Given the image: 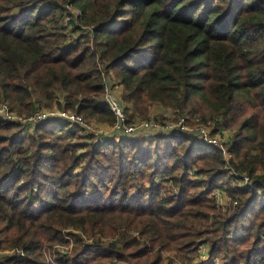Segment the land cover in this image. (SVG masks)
<instances>
[{
  "label": "trees",
  "instance_id": "1",
  "mask_svg": "<svg viewBox=\"0 0 264 264\" xmlns=\"http://www.w3.org/2000/svg\"><path fill=\"white\" fill-rule=\"evenodd\" d=\"M105 76L129 120L154 102L209 117L229 156L194 132L97 144L58 118L24 135L0 117V264H51L70 229L91 242L60 264H165L169 248L264 264V0H0V101L112 122Z\"/></svg>",
  "mask_w": 264,
  "mask_h": 264
},
{
  "label": "built area",
  "instance_id": "2",
  "mask_svg": "<svg viewBox=\"0 0 264 264\" xmlns=\"http://www.w3.org/2000/svg\"><path fill=\"white\" fill-rule=\"evenodd\" d=\"M80 13V12H79ZM106 77L105 81V99L108 102L111 110L114 113V122L110 125L111 128H108L109 134L100 133L103 137H109L114 135H119L120 137L125 136H136L139 134H157V133H171V132H194L198 135V137L204 143L215 145L220 147L226 155L225 142L228 139L222 140L219 134L224 133L219 130L218 132L213 133V130L209 129V125H203L197 123L196 125H191L189 122V117L187 114H176L171 118H167L164 120H159L155 117H149L146 119H138V120H129V117L125 111V107L121 104V102L114 96L111 90L110 81H107ZM112 82V81H111ZM11 105L7 101H0V117L6 121H15L19 123H25L24 125H34L40 122L45 121L50 118H58L60 120L67 121L69 123L80 125L84 128V130H90L94 134H99L97 132H93L96 130L95 127H91L86 120V118L70 109L60 108V107H51V108H37L28 116H21L13 111ZM209 126V127H208ZM211 128V127H210ZM98 130V129H97ZM228 132L227 130H224ZM107 132V131H106ZM221 132V133H220ZM226 138V134H224ZM229 156V155H228ZM234 174L239 176V173L235 170H231ZM240 180V184L242 185H253V179L247 175L243 174ZM260 193H264V187L259 188ZM217 197L219 203H223V195L225 193L219 188L213 192ZM201 245L199 244V252L201 250ZM204 259V258H202Z\"/></svg>",
  "mask_w": 264,
  "mask_h": 264
},
{
  "label": "rangeland",
  "instance_id": "3",
  "mask_svg": "<svg viewBox=\"0 0 264 264\" xmlns=\"http://www.w3.org/2000/svg\"><path fill=\"white\" fill-rule=\"evenodd\" d=\"M59 1H63V0H59ZM67 7L69 8V11L74 12L73 13L74 15L79 13L78 9L74 8L73 6H67ZM67 19H68V17H66L65 20H67ZM105 77H106V79H108L107 81H110V84H111L110 86H111L112 93L121 102V104L125 107V103L122 100V96H121L122 95L121 94L122 91L119 92L117 90V88H116L117 86H115V85H118L120 83H116L114 78H112L110 76H105ZM114 83H116V84H114ZM35 92H36L34 94L35 97H38V91L36 90ZM7 102L11 105V107H13L12 104L9 101H7ZM51 107H57V106L54 105V106H51ZM51 107H39V108H51ZM130 108H131V111L134 112V117H133L134 121L138 120V119H146L147 118L146 116H148V117L152 116V117H155V118H157L159 120H164V119H167L169 117L167 114L170 113V112H172V114L170 116H175L176 114L178 115L176 110L169 111L168 108H166V107L164 108V106H162L160 103H156V102H154V103H152L150 105V109L148 110V112L146 114L141 113L140 111H136L133 106H130ZM12 109H13V111L15 113L20 114L21 116H25V117L30 115L33 112V111L30 112V113L28 111L27 112L26 111L19 112L14 107ZM165 109H167V110H165ZM183 114H187V116L189 117V122L193 126L196 125L197 123H199V124H203V125H206V126L209 125L211 127L210 128L208 126L210 130L211 129L212 130L215 129L214 121L211 120L209 117H207L206 119L202 120V116H200L199 114H197V115L191 114V113H183ZM86 120L88 121V123H89V125L91 127H95L96 130H93V132H97V133L101 132L102 134L103 133L109 134L108 128H111L110 125L114 122V121H112V122L108 121L107 122V120H103V121H99L98 122V121H96L94 119L89 120L87 118H86ZM24 124L25 123H23V127H25V128H23L21 130V132L24 133V135H25V134H27L30 131V127L29 126L27 127V125H24ZM72 128L75 129L76 135L81 133L82 135H87V137H89V136L92 137L93 136L90 139H88V138H86V139H88L91 142L95 141L97 144L106 143L108 138L111 137V136H109V137H105L104 136L103 137L102 135H100V133L99 134H94V133H92V131L86 130V129L85 130H82V129L79 130L78 129V128H80L79 126L77 128H75V126H73ZM221 132H224V133H221ZM221 132H220L221 134H219L221 139L222 140L228 139L230 133L229 132H225V131H221ZM56 133H57V135L58 134L60 135L61 131L57 130ZM224 134H226V138H225ZM147 135H152V134L148 133ZM136 136L143 137V136H146V134H139V135H136ZM112 137H114V139L116 141L121 139V137L118 134L114 135ZM97 144H96V146H98ZM191 176H193V175H191ZM215 190H216V188L213 189V192ZM227 199H228L227 196L223 195V203H225L227 201ZM71 232L72 233H79L78 230L70 229L68 232L64 233L66 235L65 237L68 239V241H65L64 243H58V242L57 243L53 242L51 244L47 243L45 245L44 249H43V252H44V254H43V258L44 259L43 260L49 261V262L51 261L50 262L51 264H60L55 259L56 255H62V256L63 255H72L73 252H74L75 246L87 245V244H89L91 242V238H85V240H83L82 242H75V240H76L75 236L73 234H70ZM106 234H108L107 231H106V233H104L101 236L103 241H108L107 240L108 237H107ZM200 245H201V243H200ZM209 246L210 245H209L208 242H206V241L203 242V245L201 246L200 252L198 250V253L196 252V254H192L193 259H194L193 261H198V260H200L202 258H204L205 261H208V258H209V254H208ZM77 248H79V247H77ZM0 253L9 254V253H12V250L8 249V248L4 249L1 246ZM164 257H165V264H166L167 261H170V260H171L172 264H189V260H188L187 255L184 254L182 251H178V250L173 249V248L166 249L164 251ZM226 260H227V255L225 253H222V255H220L218 258L214 259V261L216 263H218V264H225ZM101 264H116V263L113 260V261H103Z\"/></svg>",
  "mask_w": 264,
  "mask_h": 264
},
{
  "label": "crops",
  "instance_id": "4",
  "mask_svg": "<svg viewBox=\"0 0 264 264\" xmlns=\"http://www.w3.org/2000/svg\"><path fill=\"white\" fill-rule=\"evenodd\" d=\"M114 84H116V83H114ZM115 86H117L116 88H117V90L120 92V91H122V85H120V84H118V85H115ZM118 93V92H117ZM122 94V93H121ZM163 106V105H162ZM166 106H164V108H165ZM166 108H168L169 109V111H174L175 109H173V108H170V107H166ZM165 110H167V109H165ZM172 114V112H170V113H168L167 115L169 116L168 118H171V117H173V116H170ZM152 117V116H151Z\"/></svg>",
  "mask_w": 264,
  "mask_h": 264
}]
</instances>
